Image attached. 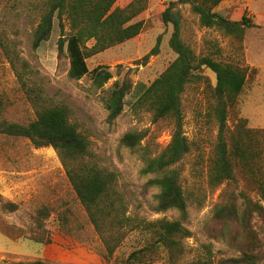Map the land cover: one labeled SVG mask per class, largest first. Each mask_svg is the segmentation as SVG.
I'll use <instances>...</instances> for the list:
<instances>
[{
	"label": "rangeland",
	"instance_id": "374dc122",
	"mask_svg": "<svg viewBox=\"0 0 264 264\" xmlns=\"http://www.w3.org/2000/svg\"><path fill=\"white\" fill-rule=\"evenodd\" d=\"M15 1L0 0V34L4 33L18 44L17 52L29 66V80L22 88L0 52V94L10 100L7 119L28 123L36 119L39 108L66 107L70 123L89 141L90 160L116 175V190L127 209L126 216L146 221L178 219L175 211L156 212L158 190L148 184L154 176L140 174L142 157L145 154L158 156L170 142L173 122H154L150 113L134 107L138 97L176 58L168 45L172 27L165 26L161 18L169 2L175 0H149L146 9L135 20L143 25L136 38L87 60L90 71L104 66L111 72L112 78L103 90L93 86L90 74L78 81L68 77V57L60 55L57 50V41L61 37L57 21L50 39L36 50L31 48L32 32L40 18L39 13L37 10L28 13L17 11ZM18 1L26 6L38 2ZM132 1L117 0L115 7L124 8ZM180 10L183 17L181 38L197 56L210 55L216 61L247 70L245 88L229 111L228 126L233 127L239 119H245L249 128L264 130V0H224L215 8L229 20L238 21L245 16L256 25L246 31L241 41L201 27L188 6H182ZM68 32L65 25V33ZM158 38V51L146 60L145 57L156 47ZM203 75L208 84L215 87V75L208 69L203 70ZM125 77L130 80L132 89L125 97L121 115L109 124L102 97L115 82H122ZM31 89L33 99L26 95ZM181 110L183 132L191 149L175 168L180 172L187 200L184 225L191 237L185 241L187 253L177 264H188L205 256L210 257L212 264H226L225 261L242 256L240 249L244 240L237 225L224 224L214 218L215 209L225 205L232 194L247 196L263 207L264 202L254 186L238 171L234 182L218 187L208 184V160L218 131L206 117L208 94L203 83L186 89L181 99ZM127 133L145 134V138L131 150L121 143ZM0 196L19 206L16 213L4 217L9 225L23 230L28 229L36 211L48 207L51 215L47 229L58 237L51 245H42L27 239L11 238L0 229V264L36 260L50 264H118L142 244L141 236L131 234L111 259H105L101 241L89 225L57 153L51 148L36 149L25 139L0 136ZM241 201L239 198V206ZM63 209H70L82 224L83 229L76 234L81 241L59 238L57 215ZM252 228L257 238L263 240L264 215L254 217ZM261 250L259 257L264 255V247Z\"/></svg>",
	"mask_w": 264,
	"mask_h": 264
},
{
	"label": "trees",
	"instance_id": "16d2710c",
	"mask_svg": "<svg viewBox=\"0 0 264 264\" xmlns=\"http://www.w3.org/2000/svg\"><path fill=\"white\" fill-rule=\"evenodd\" d=\"M224 0H175L169 2L161 18L165 26L172 27L168 45L176 55L174 61L138 97L137 110H145L153 121L170 120L174 131L168 145L156 157L144 155L142 176H154L148 181L158 190L155 210L159 213L175 211L176 220L145 219L126 216L127 209L116 190V175L97 165L89 158V141L69 121V110L64 106L39 108L36 119L28 123H15L7 119L10 100L0 94V136L8 139H25L36 148L53 149L61 162L67 180L86 214L89 225L103 246V257L111 259L116 250L131 234L141 236L142 244L118 264H177L187 253L185 241L191 233L184 223L187 219V200L180 182V172L175 168L190 152L191 144L183 132L181 110L182 95L190 85L203 83L208 94L206 117L217 127V138L208 160V184L218 187L235 181L236 171L241 173L256 189L264 202V130L248 127L245 119L228 126L230 109L235 106L247 82V70L233 64L216 61L210 55L197 56L181 38L183 17L180 8L188 6L201 27L214 29L241 41L248 29L256 25L245 16L232 21L215 11ZM117 0H38L26 6L15 1L16 10L24 13L38 11L39 20L32 32L31 48L36 50L47 42L54 22H58L61 37L57 41L60 55L69 60L68 77L81 80L91 75L92 84L102 89L112 74L107 67L89 70L87 60L104 51L136 38L142 31L136 18L146 9L149 0H133L124 8L115 7ZM27 11V12H26ZM65 25L69 32L65 33ZM156 47L145 57L156 54ZM90 44V45H89ZM16 42L0 34V52L9 62L22 88L29 80V66L19 56ZM217 50V49H216ZM216 52H219L218 50ZM218 54V53H217ZM215 75V87L208 84L203 70ZM132 84L125 77L115 82L105 92L102 103L107 112V122L112 124L122 113L125 97ZM33 90L26 95L31 96ZM35 97L31 96V99ZM145 134L127 133L122 145L134 150ZM241 195V197H239ZM232 194L228 202L215 209L214 218L224 224L238 226L242 240L241 257L225 261L226 264H259L264 239L257 238L252 228L255 216L264 215L261 203L253 202L242 194ZM19 206L0 196V229L15 239H27L37 244L51 245L57 239L55 232L47 229L51 211L42 207L36 211L27 230L9 225L5 215L14 214ZM73 215V219H72ZM59 238L81 241L77 231L83 229L70 209L57 215ZM7 264H50L47 261L14 262ZM188 264H212L210 257H198Z\"/></svg>",
	"mask_w": 264,
	"mask_h": 264
}]
</instances>
